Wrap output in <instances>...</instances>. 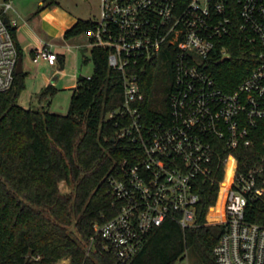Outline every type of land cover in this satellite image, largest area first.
Listing matches in <instances>:
<instances>
[{
	"label": "built area",
	"instance_id": "2783aa9c",
	"mask_svg": "<svg viewBox=\"0 0 264 264\" xmlns=\"http://www.w3.org/2000/svg\"><path fill=\"white\" fill-rule=\"evenodd\" d=\"M14 1L0 0V93L13 87L20 57ZM86 34L91 48L108 49L110 68L122 75V103L106 120L117 127L115 140L132 144L108 177L115 214L103 215L94 236L82 240L87 254L98 243L125 264L166 221L195 226L201 187L209 184L218 192L207 222L224 227L217 261L264 264V222L250 219L264 214V168L241 172L226 152L251 146L264 119V0H101ZM236 35L260 62L227 91L209 65L229 57ZM34 54L35 63L58 66L51 44ZM158 62L172 68L171 92L167 108L147 111L141 75Z\"/></svg>",
	"mask_w": 264,
	"mask_h": 264
},
{
	"label": "trees",
	"instance_id": "16d2710c",
	"mask_svg": "<svg viewBox=\"0 0 264 264\" xmlns=\"http://www.w3.org/2000/svg\"><path fill=\"white\" fill-rule=\"evenodd\" d=\"M92 27V20H79L65 36H79ZM13 33L21 55L17 29ZM235 38L227 43L229 57L224 62L222 56L213 58L209 65L227 91L235 89L260 62L250 55L240 35ZM108 56V49L92 48L94 73L79 76L66 115L18 104L25 72L16 73L13 87L0 93V264H59L63 259H69V264H122L98 243L87 254L82 242L94 236V226L104 220L103 215L115 214L108 177L132 149L127 140H114L117 127L106 120L107 113L123 100L122 75L110 68ZM141 77L145 109L152 111L158 104L167 108L172 68L166 71V65L158 62L148 65ZM55 91L49 85L42 95L47 98ZM252 138L251 146L226 151L237 157L241 172L264 168V119ZM63 181L71 192H61ZM217 192V185L204 184L196 225L184 229L166 221L125 264H180L191 253L201 264H220L214 249L224 227L206 219ZM250 219L264 222L263 211Z\"/></svg>",
	"mask_w": 264,
	"mask_h": 264
},
{
	"label": "rangeland",
	"instance_id": "374dc122",
	"mask_svg": "<svg viewBox=\"0 0 264 264\" xmlns=\"http://www.w3.org/2000/svg\"><path fill=\"white\" fill-rule=\"evenodd\" d=\"M52 0H15L16 11L10 16L18 17L20 36L29 35L26 20H30L33 14L42 18L44 14V41L46 43L54 42L57 44L55 50L63 53L65 61L62 65L56 66V70L61 68V72H55V69L44 63V90L49 86L54 75L58 78L54 83L55 93L44 100V107L39 106V100L36 99L41 93L42 77L37 73L36 65L29 58V52L25 55V64L30 65L29 74L26 76L25 88L22 90L18 104L33 109H49L51 112L66 115L69 111L71 98L74 92L75 84L79 76L90 77L94 73V63L91 54L87 53L84 58L83 50H79L77 42L88 40L86 33L76 37L67 38L66 32L73 27L79 20H98L101 16V0H56L58 3L47 5ZM44 8H41L42 5ZM18 27V28H19ZM18 31V29H17ZM33 34V33H32ZM63 74V75H62ZM38 76V77H37ZM37 78V79H36ZM47 83V84H46ZM60 190L64 193L72 191L64 181L60 183ZM59 264H69L60 262ZM180 264H201L192 253L188 261H181Z\"/></svg>",
	"mask_w": 264,
	"mask_h": 264
},
{
	"label": "crops",
	"instance_id": "0c3cea01",
	"mask_svg": "<svg viewBox=\"0 0 264 264\" xmlns=\"http://www.w3.org/2000/svg\"><path fill=\"white\" fill-rule=\"evenodd\" d=\"M25 22H26V26H28L29 35H26V34L23 33V35L20 36L19 31H20L21 26L18 28V31H17V42H18V44H19V46L21 48V51H22L21 55L23 56V62H22L23 72H25L27 75L29 74L30 65H26L25 64V57H26L25 53L29 52V58H31L33 63L36 65L37 73H41L39 76L42 77V81H43L41 83L42 84V86H41V88H42L41 90L42 91H41L40 95L37 96L36 99L39 100V106L44 107L45 98L42 95V92L44 90V63L48 64V65H50V64L47 61H45V60H41L39 63H35L34 60H33L34 55H35L34 52L36 51V49L41 48L42 46H44V44H51L52 45V50L54 52H56L58 54V56H59L58 65H62L63 64V62L65 61V57L66 56L63 53H60L59 51L55 50L57 44H55L54 42L46 43L44 41V30H42L43 27H44V14H43L42 18H40L39 16L33 14L31 19L30 20H26ZM79 42L80 43L77 42V46L78 47L80 46L79 50L80 49L83 50L84 58H87V57H85L86 54L87 53L91 54V50H92L91 46L89 45L90 39L88 38V40H86V41H79ZM52 67L54 69L56 68V66H52ZM55 72L56 73L57 72H61L62 73L61 68H58L57 70L55 69ZM57 78H58V76L54 75L53 78L51 80L48 79L47 82L51 81V83H49V85L55 86L54 83L57 80ZM76 85L77 84H75V87H76ZM30 108H32V107H30ZM62 261L67 262V261H69V259H63L60 262H62Z\"/></svg>",
	"mask_w": 264,
	"mask_h": 264
},
{
	"label": "water",
	"instance_id": "95a60500",
	"mask_svg": "<svg viewBox=\"0 0 264 264\" xmlns=\"http://www.w3.org/2000/svg\"><path fill=\"white\" fill-rule=\"evenodd\" d=\"M225 60H226V58H223L222 62H224ZM22 62H23V56L20 55L19 60H18V66H17V74L23 72Z\"/></svg>",
	"mask_w": 264,
	"mask_h": 264
}]
</instances>
